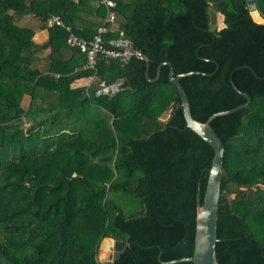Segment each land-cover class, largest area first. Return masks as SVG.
Here are the masks:
<instances>
[{
	"label": "trees",
	"instance_id": "16d2710c",
	"mask_svg": "<svg viewBox=\"0 0 264 264\" xmlns=\"http://www.w3.org/2000/svg\"><path fill=\"white\" fill-rule=\"evenodd\" d=\"M99 1L0 0V264H102L107 237L125 242L113 264L193 255L215 152L187 127L163 62L211 73L180 80L197 120L246 102L232 81L252 97L211 123L225 147L217 259L264 264V23L248 0H114L106 44L125 35L146 59L93 70L64 27L35 41L54 14L94 38L108 15ZM122 79L130 86L99 93Z\"/></svg>",
	"mask_w": 264,
	"mask_h": 264
},
{
	"label": "water",
	"instance_id": "95a60500",
	"mask_svg": "<svg viewBox=\"0 0 264 264\" xmlns=\"http://www.w3.org/2000/svg\"><path fill=\"white\" fill-rule=\"evenodd\" d=\"M248 4L251 13L255 11L259 12L256 0H248ZM253 18L258 23H264V18L262 17L260 12L258 16L253 15ZM113 43L115 45L121 44L123 46H129V41L126 39L125 35H122L119 40H116ZM144 58L146 59V57ZM163 65H168L170 67L169 80L178 89L179 95L182 100V106L187 127L192 129L204 140H206L213 147L215 152L212 167L207 181L203 203H201L200 201V193L198 194L196 232L193 255L189 257L166 261L164 263L172 264L189 261L193 264H219L217 259V233L225 147L221 137L212 128L211 123L217 117L229 115L245 108L251 101L252 97L247 92L239 89L238 86H236V84L232 81L235 90L246 98V102L232 109L216 112L212 114L206 121L197 120L193 116L189 97L180 80L183 77L191 75H210L211 73H206L202 71H190L176 75L172 63L163 62L159 66V75ZM129 86L130 82L128 80L122 79L121 81L115 84L102 88L99 93L112 94ZM124 247L125 242L122 240H118L112 237L104 238L100 244L99 250V258L102 264H113L114 258L118 257L119 253L124 249Z\"/></svg>",
	"mask_w": 264,
	"mask_h": 264
},
{
	"label": "built area",
	"instance_id": "2783aa9c",
	"mask_svg": "<svg viewBox=\"0 0 264 264\" xmlns=\"http://www.w3.org/2000/svg\"><path fill=\"white\" fill-rule=\"evenodd\" d=\"M99 3L103 4L108 9V15L106 17V23L100 26L98 33L92 39L79 36L71 25L66 24L61 16L55 14L47 18L45 22L46 28L49 29L55 26H62L67 30L68 46L79 49L87 56L85 68L97 70V65L101 59L129 60L132 56L144 58L141 51L135 50L130 46H123L121 44L115 45L113 43V47H110L106 44L104 35L108 32L107 23L111 22L112 17L110 16V12L116 7V2L114 0H100Z\"/></svg>",
	"mask_w": 264,
	"mask_h": 264
},
{
	"label": "crops",
	"instance_id": "0c3cea01",
	"mask_svg": "<svg viewBox=\"0 0 264 264\" xmlns=\"http://www.w3.org/2000/svg\"><path fill=\"white\" fill-rule=\"evenodd\" d=\"M32 19V18H30ZM32 21H34L32 19ZM36 27H37V24L35 23L34 21V24ZM49 38V30L47 28H39L37 27V31H36V34L34 36V39L36 42L38 43H44L48 40ZM95 77H84V78H81V79H78L74 82L73 86L74 87H77V86H89L93 81H94Z\"/></svg>",
	"mask_w": 264,
	"mask_h": 264
},
{
	"label": "rangeland",
	"instance_id": "374dc122",
	"mask_svg": "<svg viewBox=\"0 0 264 264\" xmlns=\"http://www.w3.org/2000/svg\"><path fill=\"white\" fill-rule=\"evenodd\" d=\"M210 11H211L212 14L215 13V12H214L215 10H213V8H211ZM216 14H217V20H216V25H214V26H215V27H219V28H221V27L224 26V23H223V16H222L221 14H219V13H216ZM24 22H25V23H28V24H32V25L34 24V21H32V19H30V17L23 18V19L21 20V23L24 24ZM24 102L27 103V102H28V99L25 98ZM163 117H167V114L163 115ZM98 258H99V254H98ZM99 259H100V258H99Z\"/></svg>",
	"mask_w": 264,
	"mask_h": 264
},
{
	"label": "bare ground",
	"instance_id": "6f19581e",
	"mask_svg": "<svg viewBox=\"0 0 264 264\" xmlns=\"http://www.w3.org/2000/svg\"><path fill=\"white\" fill-rule=\"evenodd\" d=\"M254 16H258L259 15V12L255 11L252 13Z\"/></svg>",
	"mask_w": 264,
	"mask_h": 264
}]
</instances>
